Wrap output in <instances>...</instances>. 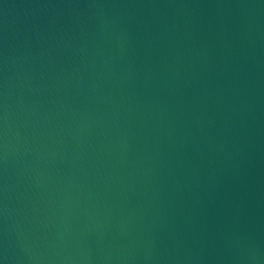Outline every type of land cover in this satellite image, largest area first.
<instances>
[{
  "label": "water",
  "instance_id": "obj_1",
  "mask_svg": "<svg viewBox=\"0 0 264 264\" xmlns=\"http://www.w3.org/2000/svg\"><path fill=\"white\" fill-rule=\"evenodd\" d=\"M0 264H264V0H0Z\"/></svg>",
  "mask_w": 264,
  "mask_h": 264
}]
</instances>
